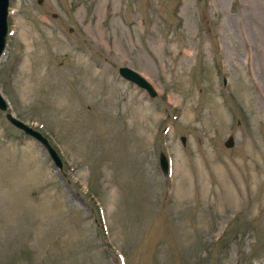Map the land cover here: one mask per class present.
<instances>
[{
	"label": "rangeland",
	"instance_id": "rangeland-1",
	"mask_svg": "<svg viewBox=\"0 0 264 264\" xmlns=\"http://www.w3.org/2000/svg\"><path fill=\"white\" fill-rule=\"evenodd\" d=\"M6 25L0 264H264V0H9Z\"/></svg>",
	"mask_w": 264,
	"mask_h": 264
},
{
	"label": "water",
	"instance_id": "water-1",
	"mask_svg": "<svg viewBox=\"0 0 264 264\" xmlns=\"http://www.w3.org/2000/svg\"><path fill=\"white\" fill-rule=\"evenodd\" d=\"M37 1L39 2L40 0ZM7 7H8V0H0V57L3 54L4 46H5ZM118 74L120 77L130 81L135 86L144 89L150 98H153L155 96L156 92L154 88L151 86V84L148 81H146V79L142 75L138 74L132 69L128 67H119ZM4 109H7V104L4 98L2 97V95L0 94V110H4ZM5 118L11 125L21 130L25 135H27L31 139L38 142L42 150L50 157L54 168L60 169V165H61L60 159L45 137H43L38 131H36L32 127L23 123L21 120L15 118L10 113H6ZM232 142H233L232 136H228L223 141V145L225 147H230L232 146ZM158 164L160 170L166 173L168 166L164 154L159 155Z\"/></svg>",
	"mask_w": 264,
	"mask_h": 264
},
{
	"label": "bare ground",
	"instance_id": "bare-ground-1",
	"mask_svg": "<svg viewBox=\"0 0 264 264\" xmlns=\"http://www.w3.org/2000/svg\"><path fill=\"white\" fill-rule=\"evenodd\" d=\"M25 36H26V37L29 36V32H28V31H27V33H25ZM25 40H26V39H25ZM34 42H35L34 38H30L29 40H26V41L24 42V44H25L26 48L28 49V48H30V47L34 44ZM36 43H38L37 40H36Z\"/></svg>",
	"mask_w": 264,
	"mask_h": 264
}]
</instances>
